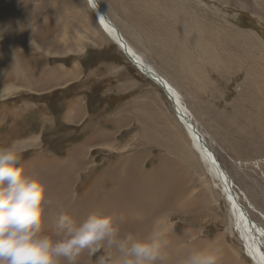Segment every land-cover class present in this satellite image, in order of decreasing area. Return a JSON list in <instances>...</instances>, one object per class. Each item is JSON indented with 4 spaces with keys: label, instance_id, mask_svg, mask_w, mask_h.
I'll return each instance as SVG.
<instances>
[{
    "label": "rangeland",
    "instance_id": "obj_1",
    "mask_svg": "<svg viewBox=\"0 0 264 264\" xmlns=\"http://www.w3.org/2000/svg\"><path fill=\"white\" fill-rule=\"evenodd\" d=\"M155 15L160 43L134 51L179 93L264 231V0H161ZM99 23L85 0H0V148L42 129L43 151L70 156L59 169L71 188L49 195L45 231L61 214L76 222L115 215L124 232L146 235L153 222L167 228L171 264L208 245L219 249V264H252L220 180L193 150L168 93ZM75 98L86 115L64 125L57 115ZM79 149L85 161L74 157L85 155ZM108 256L105 248L85 251L76 264H109Z\"/></svg>",
    "mask_w": 264,
    "mask_h": 264
},
{
    "label": "clouds",
    "instance_id": "obj_2",
    "mask_svg": "<svg viewBox=\"0 0 264 264\" xmlns=\"http://www.w3.org/2000/svg\"><path fill=\"white\" fill-rule=\"evenodd\" d=\"M53 201L39 178L28 174L22 151L0 148V264H76L87 251L109 250V264H171L169 230L153 222L146 235L124 232L123 218L92 213L82 222L61 214L51 232L46 214ZM211 245L191 251L175 264H219ZM101 264H104L101 260Z\"/></svg>",
    "mask_w": 264,
    "mask_h": 264
},
{
    "label": "crops",
    "instance_id": "obj_3",
    "mask_svg": "<svg viewBox=\"0 0 264 264\" xmlns=\"http://www.w3.org/2000/svg\"><path fill=\"white\" fill-rule=\"evenodd\" d=\"M104 8L105 16L109 19L115 29L118 31L122 39L127 42V44L133 49L140 48H148L147 45L141 46L139 44H147L151 42H159L157 41V34L161 33L162 23L161 20H158L159 17L155 15L156 10L161 9V0H99ZM159 22H158V21ZM104 32V31H103ZM105 34V33H104ZM155 35H157L155 37ZM155 37V38H154ZM113 46L116 44L113 42ZM106 46V44L104 45ZM112 46V45H111ZM117 46V45H116ZM154 48H162V46H156ZM81 66V64H80ZM71 69L68 70L67 74L73 76V81L80 79L81 74L78 73L76 65H71ZM82 67V66H81ZM98 66L96 70L99 68ZM95 69V68H94ZM92 69L91 71H94ZM95 70V71H96ZM46 88L49 85L47 80L45 81ZM47 90H44L42 93H46ZM85 105L78 99H74L68 104L66 110L57 115V119L64 125L67 126H77L81 123L84 118V114L86 115ZM83 115V116H82ZM40 117L45 118V114H41ZM47 118V117H46ZM45 118V119H46ZM86 119V118H85ZM41 132L25 134L17 139L13 144L16 145L18 149L22 151V159L27 162L28 174L35 176L38 173L39 179L44 182L47 187L48 195H58L60 198V194L65 195L70 190L66 185V180H69L66 177V173H61L59 169L64 166L67 156H57L55 153L45 152L41 149ZM91 140V139H90ZM86 143V141H84ZM91 143V141H89ZM39 144V146H38ZM79 144L71 150H68L67 153H73V151L78 148ZM83 144V143H82ZM81 144V145H82ZM94 144L91 143L90 146ZM86 151L87 147H89L88 143L85 144ZM39 151V152H37ZM80 153L85 154L84 156L81 154L74 153V157L82 162L85 161V157L87 156L86 152L79 149ZM26 153L28 155L26 156ZM52 154V155H50ZM30 155V156H29ZM55 155V156H54ZM57 159V160H56ZM42 160H47L49 162V166L46 169V166H42L39 168V163ZM60 166H56L60 164ZM54 164V165H52ZM56 166V168H54ZM47 170V172H46ZM44 171L46 176L44 177ZM69 175H72L73 170H69ZM35 173V175L33 174ZM65 177V179L63 178ZM47 178V180H45ZM50 179H61V184H52ZM71 188V187H70ZM64 202V197L62 199ZM65 203V202H64Z\"/></svg>",
    "mask_w": 264,
    "mask_h": 264
},
{
    "label": "bare ground",
    "instance_id": "obj_4",
    "mask_svg": "<svg viewBox=\"0 0 264 264\" xmlns=\"http://www.w3.org/2000/svg\"><path fill=\"white\" fill-rule=\"evenodd\" d=\"M89 8L94 12L97 20L100 22L102 30L106 36L112 40L129 61L148 79L154 82L163 90H166L171 101L174 103L178 111L181 123L188 135L193 150L201 157L202 161L207 165L208 171L217 180H220V188L224 189L225 195L231 207L233 217V225L239 234L242 245L244 246L246 257L252 264H264V231L255 222H253L248 213L241 205L244 199L241 193L234 188L229 175L224 169H221L220 164L205 144L202 134L197 130L190 112L182 103L179 93L162 77L157 71L147 63L143 57L138 55L122 37V42L117 37L114 25H109L105 18L104 8L99 0H85ZM107 18V17H106ZM109 21V19L107 18ZM257 87V86H256ZM259 89V88H258ZM264 111V105L262 106ZM264 113V112H263ZM221 189V190H222ZM226 198V197H225Z\"/></svg>",
    "mask_w": 264,
    "mask_h": 264
},
{
    "label": "water",
    "instance_id": "obj_5",
    "mask_svg": "<svg viewBox=\"0 0 264 264\" xmlns=\"http://www.w3.org/2000/svg\"><path fill=\"white\" fill-rule=\"evenodd\" d=\"M104 18H105L106 22H107L109 25L113 26V25L107 20L106 17H104ZM114 29H115V28H114ZM115 30H116V29H115ZM116 34H117V37L119 38V41L122 42V40H121V36H120V34L118 33L117 30H116Z\"/></svg>",
    "mask_w": 264,
    "mask_h": 264
},
{
    "label": "built area",
    "instance_id": "obj_6",
    "mask_svg": "<svg viewBox=\"0 0 264 264\" xmlns=\"http://www.w3.org/2000/svg\"><path fill=\"white\" fill-rule=\"evenodd\" d=\"M169 101H171V100L169 99Z\"/></svg>",
    "mask_w": 264,
    "mask_h": 264
}]
</instances>
